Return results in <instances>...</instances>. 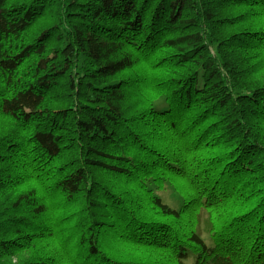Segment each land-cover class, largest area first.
Masks as SVG:
<instances>
[{
    "label": "trees",
    "instance_id": "obj_1",
    "mask_svg": "<svg viewBox=\"0 0 264 264\" xmlns=\"http://www.w3.org/2000/svg\"><path fill=\"white\" fill-rule=\"evenodd\" d=\"M10 1L0 0V115L14 132L0 136V192L14 190L0 203V264H17L45 237L46 260L27 264H264V72L255 60L264 21L215 33L221 3L256 6L264 20V0ZM40 15L51 27L23 40ZM32 56L28 76L20 70ZM142 64L135 80L159 87L148 113L133 108L123 77ZM145 118L165 137L144 130ZM175 175L197 194L184 195L182 211L160 196L177 191ZM191 211L217 217L210 244L191 223L175 229ZM116 224L138 238L126 245L166 246L170 259L103 251L100 233L124 239Z\"/></svg>",
    "mask_w": 264,
    "mask_h": 264
},
{
    "label": "rangeland",
    "instance_id": "obj_2",
    "mask_svg": "<svg viewBox=\"0 0 264 264\" xmlns=\"http://www.w3.org/2000/svg\"><path fill=\"white\" fill-rule=\"evenodd\" d=\"M14 2L17 3V0H11L10 1V3H14ZM56 6H58L57 1H56L55 7L53 9H51V11L49 13L55 14ZM251 7H252V9L246 8V7L240 6V5L225 3V2L221 3L220 9H219V15L216 18V19H219L218 24L220 25L215 30L216 35L219 38H221L222 36H228L229 34H232V33L239 35V33H241L244 30H250L247 27H245L246 25H249V24L256 25V24H259L260 22L264 21L262 17L259 18L260 15L258 14V13L262 14V11L258 10L256 6L251 5ZM242 16H253V18H246V21L241 22V23L239 22V20L232 21L231 23L229 21H227L228 24L223 26V21L225 18L231 19L232 17L237 18V17H242ZM43 18L44 17H42V15H40V18L35 22V26L28 29L26 35L24 36V39L22 38L23 40L29 41V39H30L33 42L34 37L38 36L40 30L49 29L51 27V25H45V22L50 21V18L49 17H46L44 19ZM42 19H43V24H42ZM21 41L22 40H17L16 43L17 44H23ZM231 49L241 50L239 47H232ZM253 54H254L253 51L247 53L246 57L248 58L249 61H251L250 57ZM257 54H258V56L256 57L255 60H258L257 62H260L262 65V66H259L258 68H263V70L257 72V74H258V73L264 72V49L259 51ZM36 62H37V58H33V56H32L31 58H29L28 60L25 61V63L23 64L24 66L20 70V72L22 71L23 73H25L29 76L33 72V66L36 65ZM251 62H253V61H251ZM145 67L146 66H143V64L140 66H137L136 68H134L135 70H133V71H126L125 74L123 75V77H125L124 79L127 80V82H128V85H127L128 88L126 90V92L128 93V96L129 97H132V96L135 97V98L130 99V101L136 102L133 105V108L142 109L141 111H144V110L146 111L148 109L147 110V113H148L151 111V105H152L151 102L153 101V98H154L153 94H156V92H157L155 90H152V88L159 89V87L157 85H156L157 87L154 85L149 86L148 85L149 83H145L143 81L135 80L136 79L135 75H137L138 78L145 76L146 69H142ZM263 76L264 75L261 74L258 78H262ZM129 78H131V79H129ZM138 80H140V79H138ZM130 81H132V84L130 83ZM138 82H139V85H138ZM151 83H155V82H151ZM3 85H5L4 84V76H3L2 72L0 71V90H1V88H2V90H4L5 87H3ZM56 91H55V94H56ZM81 93H83V91ZM155 103H156V101H155ZM130 118L136 119L138 117H137V115H134V116L131 115ZM139 120H140V118H139ZM148 120H150V119L148 118ZM142 121H143L142 125L140 123L139 124L143 127V129L147 130L148 132L150 130L153 133L155 125L151 123L152 125L150 126V123L147 121L146 118L143 119ZM11 122L12 121L10 119L0 115V136H2L4 134L11 135L14 132V129H12V127H11ZM139 124L135 128L137 133L139 132L137 129L140 128ZM144 124L147 125V127L143 126ZM154 133H157L160 137L164 136V135L159 134L158 132H155V131H154ZM120 134L122 135V132ZM96 178L99 181L100 180L101 181L112 180V181H109V182H111V184H109V186H111L112 189L118 190V192H122L124 189L126 190L128 187L129 190L133 194H135L134 196H140L139 191H137V186L133 185V183L128 182L127 184H125L123 182L119 186V184L116 182L118 179H115L114 176H112L108 173L102 172V171H97V177ZM172 183L174 185V188L177 189V191L174 190V192H175L174 194L171 191H164V192L160 193V196L164 199V201L167 204H170V206L172 208L179 210V211H182V210H184V207H182V203L184 201V195L186 194L190 200L192 197L196 198L197 194L194 192L192 184L189 181H186L185 179H183V177H181V176H176V175L173 176ZM30 184L33 186L36 185V183L34 181L30 182ZM14 187H15L16 191H19V190L25 188L24 186L19 187L16 185H14ZM9 190H14V189L13 188L8 189V192L10 194ZM8 192L7 191L0 192V203L6 199ZM128 198H130V197L128 196L127 199ZM143 199L145 200V197L140 198L139 204L144 206V209H146L145 206H147V205L145 204ZM55 205L57 207L59 205V203L55 202ZM59 206H61V205H59ZM148 210L152 212V210H150V209H148ZM60 212H61V208L57 207L56 214L60 215ZM211 218H214V219H211ZM181 220L183 222L182 224H184V225L182 226V224L178 223V226H175V229H179L181 232L185 233L186 229H187L185 227L186 224L191 223L193 228H194V232L201 234V236L206 241H208L207 243L210 244L209 239H210L211 234H212V227L215 226L216 222H217L216 216L212 217L208 213L205 214L202 212L191 211V214L189 213L188 216H186V215L183 216V218ZM122 222L123 221H121V223ZM113 227L114 228L116 227L117 231H124V239L120 238L119 236L117 237V236L113 235V233L111 236H105V237H104V234L102 235L100 233L99 237H100L101 245L107 244V245L102 247L103 251H105V248H107V246H108V248L110 250H115V255H119L118 254L119 252H126L124 255L132 256V255H137V253L135 252L136 250H142V251L147 250L146 252L151 253V255H155L157 257L163 256L162 258H166L168 260L170 259L168 256L169 252L165 251V249H167L166 246H162L159 249L152 250V249H143V248H138V247L126 245L127 244L126 239H133V241L139 242L137 240L138 238L133 237L130 233L131 225H128L125 228L123 226L121 227V225H119V224H116V226H113ZM182 228L184 231L182 230ZM105 231H107V229L104 230V233H105ZM44 232H46V230L42 231V233H44ZM72 233H74V235H77V232L73 229H72ZM184 235H186V234H184ZM141 241L143 243H148L147 240H141ZM48 244L53 245L52 242L50 241V239L48 237H45L40 242H38L36 244V246L33 247L31 252H29L28 250L20 252L17 257L12 258L13 259L12 262L14 263L17 261V264H27V262H29L31 259H32V262H34L36 260H42L45 258L44 256H46V254L43 253L42 250L43 249L45 250V247ZM75 245H76V243H73L72 245H69V246H71L73 248ZM73 254H74V251H73ZM73 254H72V257L75 256ZM62 257H64V254H62ZM44 260H46V259H44ZM72 260H74V259H72ZM72 260L71 261L68 260L67 263H65V262H63V263L64 264H71ZM79 260H81V257H79ZM9 262H10L9 260L5 261L6 264H10ZM170 262H171L170 264H174V262L172 260ZM58 264H62V263H58Z\"/></svg>",
    "mask_w": 264,
    "mask_h": 264
}]
</instances>
